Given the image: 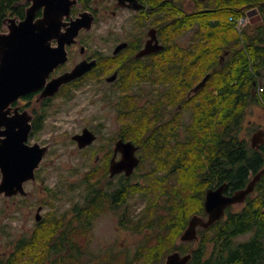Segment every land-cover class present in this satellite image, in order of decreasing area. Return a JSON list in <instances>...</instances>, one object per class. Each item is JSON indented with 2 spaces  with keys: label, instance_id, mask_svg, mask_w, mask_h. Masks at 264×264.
Returning <instances> with one entry per match:
<instances>
[{
  "label": "flooded vegetation",
  "instance_id": "1",
  "mask_svg": "<svg viewBox=\"0 0 264 264\" xmlns=\"http://www.w3.org/2000/svg\"><path fill=\"white\" fill-rule=\"evenodd\" d=\"M212 1L213 0H77L71 7L69 16L64 19L65 27H68L79 12L84 10H90L95 16L92 27L90 29L82 28L79 30L75 40L65 46V61L48 71L37 89L26 92L13 100L9 105L8 116L20 115L26 119L20 123L19 128L21 134H23L28 127V134L24 141L25 145L33 146L37 144L39 147L48 146V150L43 154L42 162L39 167L35 169V179H28L24 182V187L29 193L27 195L17 194L10 197H3V199L9 200L10 198L17 197L23 203L24 199H27L41 190L40 182H44V179L40 176L39 171L47 155L52 150V146L50 141L41 140L40 136L44 131L50 132L55 128L52 124V119L51 124L49 123L50 118L53 117L59 109H64L65 102L72 96L69 91L82 85L97 90V94H103V98L107 99L112 106L117 107V116L125 119V122L120 129L118 128L110 132L109 130L106 131L105 134L107 138L105 139L101 132V122H97L94 125L86 122L77 126L74 124L71 132H67V134H71V142L75 144L78 149L77 151L85 155V163L90 165V171L85 174L86 178L83 180L84 183L80 193L81 204L85 206L98 193L100 195L99 202L103 197L104 202H101V205L98 203L97 206H102V208L108 207L114 211L119 205L118 201H115L119 184L122 183L125 187L129 184H133L135 187L143 185L144 183L141 181L132 183V178L139 172H142L141 177L147 176L146 172L142 171L144 165H147V167L151 168L153 171L160 168L164 169L162 176L159 177L154 173V177L148 179V182L152 180V182L159 184L161 188H164L163 192L173 195H178L179 191H183L184 193L185 185L178 186L174 184L170 186V183L166 182L167 174L175 175L178 171H180V173L185 171L180 167L181 164L183 166L185 163L183 162L181 148L184 147L186 136L189 133L186 124L192 119V108H185V103L181 101L182 92L176 89L189 86V89H191L187 92L189 96L190 91L196 92L193 91V88L202 79L199 78L193 84H190V81L184 80L185 62L191 51L186 50L185 47L192 40H201L194 26L188 29L186 26L188 24H193L194 19H197V16L201 15L202 10H206L205 12L208 15V19L213 18L214 16L209 14V12H215L213 11L215 7L209 6L212 5ZM202 2L205 5L203 8L200 7ZM254 3L255 2L251 3L252 6H248L250 3L246 2L239 5L242 10V15L235 19L238 29L245 27L246 31L253 32L258 26L264 25V2L259 0L256 4ZM186 4H188V8ZM27 5H29L28 1L19 0L18 5L15 6V9L19 8V12L10 14L7 17L15 16L16 22L22 20ZM230 9H232V7L228 8V10ZM40 15L41 10L37 12L35 19ZM104 22H107L108 25L102 27L100 30L98 45L91 47L89 41L96 36L93 34L94 27H101ZM9 23V21H7L5 25L2 23L0 32H7V24ZM186 31L190 32L187 40L185 39ZM104 44L106 47L103 46ZM170 44L174 47H166ZM57 45L58 42L56 39H50L46 44L45 54L36 60L37 63L42 61L43 67H49L51 53L55 51ZM146 48L149 51L145 52L144 50ZM221 57L223 58V56ZM82 62L87 68L80 76L62 84L54 94L42 95L43 89L50 81L54 80L62 73L70 71ZM137 71L145 73V77L140 78V80L135 78L134 74ZM176 72H178L180 80L174 79V73ZM206 84L207 81H205L202 87ZM209 85L212 87L211 82ZM126 88H144L146 90V95L135 98L136 104L134 107L132 98V107L130 108L132 111L127 114H120L118 111L119 93L121 89ZM207 93L208 91L206 90L199 93L196 99L199 108H203L202 110H204V113L208 118L211 117L212 119H210L212 121L214 120L213 114L215 111L216 99L214 96L210 98L202 96V94ZM262 93H264V88L263 91L257 93L256 96H259V94L262 95ZM116 95H118V98H115ZM256 102L257 99L255 98V103ZM133 108L135 109L134 112ZM139 117L138 126L143 119L146 121V135L148 141L151 143L149 146L150 154L146 155V157L142 155L143 147L138 140L136 141L135 137L136 134H140V129L138 126L136 128L133 125V121L137 120ZM54 120L57 123V120ZM202 128L203 127H200V130ZM57 129L58 127L56 125L55 132ZM84 129L90 130L95 135V138L90 143L80 147L77 140L73 139V135L82 133ZM2 130H5V127H2ZM259 130L264 131V126L256 128L254 132ZM61 131H65V129L62 128ZM118 140L125 142L131 141L136 146L134 154L139 161L129 175L125 174L124 171L112 175L109 171L111 160L114 159L118 161L122 156V153L115 149ZM263 143L264 134L262 143H256L255 145H251L250 143L249 147L259 150ZM155 144L160 146H156ZM262 148H264V146ZM215 154L216 152L213 150L209 155L214 159ZM202 156L204 158L203 163L206 165L205 171L208 173L206 180L210 178L209 181L211 182L210 186L205 188L202 199V210L204 214L202 215L199 212L191 213L187 218L185 227L193 215H201L204 219L207 218L203 203L206 191L209 188H216L225 183L223 188V193L225 195H231L235 191L230 189L231 187L228 180L219 181L216 175L217 167L214 166L216 161L213 160L212 162H208V153L205 150ZM208 165L209 167L211 166L210 169L207 168ZM93 170H96L99 175L96 177H88L92 174ZM253 175L251 171L248 172L245 185ZM179 180L184 184L185 175H180ZM181 180H183V182ZM134 186L133 188H135ZM146 187H150V185ZM156 188L159 187L157 186ZM189 195H191V193ZM248 196L255 197L258 196V194L254 193L253 189L252 192L246 195L243 201L227 206L224 209V214L208 227L197 225V236L193 240L182 241L178 238L177 242H187L195 249L205 248V254L201 256L199 264H202V262L206 260L207 255L211 256L210 264H264V248L259 249L251 260H243L242 257H240L242 248L236 249L235 245H240L245 242L247 238L242 239V236L248 235L247 232L238 234V236L234 238L236 241L228 244V247H222L223 241L217 234L218 221L227 219L229 215L234 214L235 216L240 214L243 207L248 204ZM45 205L44 201H39L37 199L36 204H32L30 209L27 210L26 215L32 218V221H30L32 227H35L38 222H42L46 219V216L50 215L44 212ZM38 208H40L39 211H37ZM19 209L20 208H18V210ZM64 211L67 213L66 218L67 221H69L71 209ZM259 211L264 212V208ZM23 215L25 216V214ZM202 229L209 230V240H202ZM90 237L91 234L87 233L86 242H89ZM140 243L144 245V237L141 238ZM262 247H264V245H262ZM168 254H166V256ZM141 259L142 258L137 259L133 257V263Z\"/></svg>",
  "mask_w": 264,
  "mask_h": 264
},
{
  "label": "trees",
  "instance_id": "2",
  "mask_svg": "<svg viewBox=\"0 0 264 264\" xmlns=\"http://www.w3.org/2000/svg\"><path fill=\"white\" fill-rule=\"evenodd\" d=\"M258 1L213 0L212 6L215 7L213 10L215 12H209V14L216 17L215 19H208L206 10H202L201 15L194 19V23L186 26L187 29L194 26L201 40H192L185 47L186 50L191 51L185 62L184 73L188 74V77L184 80L193 84L206 73H209V76L206 80L207 84L196 92L190 91L189 96L187 95V92L191 90L189 86L176 89L182 92L181 101L185 103V108H192V119L186 124L189 130L184 144L186 163L183 166L181 164L180 167L185 171L199 169L200 177L195 183L187 184L191 195L183 197L182 202L168 201L164 205L165 214L159 212L154 215V218L153 216L147 217V215L145 217L147 207L142 210L136 223L131 227L136 232L148 228L151 230V235L150 233L144 235L146 246L136 248L134 255L137 259L142 258L144 253V257L149 258L155 264L165 254L179 250L181 254L191 253L187 264H199L206 249L203 247L195 249L187 242L178 243L177 239L184 230L191 213L204 214L202 199L205 188L211 184L210 178L206 180L208 173L203 163L204 150L208 153V162L216 161L214 166L217 167L216 175L219 181L228 180L232 191L245 186L249 171L255 175L264 167V148H262L264 143L261 149H253L249 147V142L239 135L246 108L255 102V98L257 99L256 94L253 93L258 84L264 88L262 77L264 75V25L258 26L253 32H248L245 27L238 29L235 19L242 15L239 6L241 3H250L248 6H252L251 3L256 4ZM261 1L264 2V0ZM18 3L19 0H0V27L8 15L19 12V8L15 9ZM229 7L232 9L228 10ZM166 47L173 48L174 46L170 44ZM134 77L140 80L145 77V73L137 71ZM174 79L180 80L178 72L174 73ZM210 82L212 87L209 85ZM208 85L211 88L209 90L206 89ZM128 90L131 94L122 93L119 96L118 111L120 114L132 111L130 109L132 98L134 107L136 104L134 99L146 95L145 89L142 93L131 88L121 89L123 92ZM205 90L208 93L204 94V97L214 96L216 99L212 121V118H208L204 113L203 108H199L196 99V96ZM260 99L264 100V93L258 101ZM139 119L140 117L133 121L136 128ZM138 127L140 129L138 142L145 149L151 145L146 135V121L143 119ZM200 127L203 128L200 130ZM213 150L216 152L214 159L209 155ZM210 167L207 166L208 169ZM95 173L96 170H93L92 175ZM146 186L143 184L133 188V184L125 187L120 183L115 201L123 205L128 194H132L133 191H138L144 196ZM254 193L258 196H248V204L243 207L240 214L229 215L227 219L218 221L217 234L223 241L222 247H228V244L236 241L234 238L240 233L249 234L244 243L235 245L236 249L242 248L240 257L243 260L253 259L254 254L256 255L259 249L264 248L262 247L264 245V212L259 211L264 208V171L255 184ZM99 198L100 195L97 193L85 206L79 200L74 202L70 208L69 221L64 211L60 215L49 212L50 215L46 216L42 222H38L32 231L10 240L12 248L5 256L0 255V264H134L133 256L130 257L126 251L116 253L112 248L104 253L101 250L93 252L94 254L88 252L86 233L92 225V219L104 208L97 206L98 203L101 205V202H104V197L100 199V202ZM79 235L83 236L84 244L78 240ZM201 236L202 240H209V230L202 229ZM153 238L156 244L154 242L152 246L148 245L149 240ZM89 255L90 259H93H87ZM210 263L211 256L207 255L202 264Z\"/></svg>",
  "mask_w": 264,
  "mask_h": 264
},
{
  "label": "rangeland",
  "instance_id": "3",
  "mask_svg": "<svg viewBox=\"0 0 264 264\" xmlns=\"http://www.w3.org/2000/svg\"><path fill=\"white\" fill-rule=\"evenodd\" d=\"M187 5L188 4H186V6ZM204 6L202 2L200 7L203 8ZM213 18L215 19L216 17ZM107 25L108 23L104 22L101 27H94L93 34L97 37L95 36L89 41L91 47L98 45L100 30ZM189 33V31L185 32L186 40ZM103 46L106 47L105 44ZM186 77H188V74L184 75V78ZM259 87L262 86L258 84L255 94L261 92L258 89ZM143 89L135 88V91L142 93L144 91ZM206 89L209 90L211 88L208 85ZM69 92L72 96L65 102L64 109H59L49 121L51 124V119L53 120L52 124L55 128L57 125V131L55 132L54 128L50 132L44 131L40 136L41 140L50 141L52 146V150L47 155L39 171L40 176L44 179V182H40L41 190L27 199H24L23 203L17 197L10 198L9 200H4L3 197H0V255L2 256H5L11 250V239L23 233H29L34 229L30 224L32 218L26 214L30 206L36 204L37 199L45 202V213L51 212L54 215H60L65 209H70L74 202L81 200L80 193L84 183L83 180L86 178L85 174L90 171V165L85 163V155L78 152L75 144L71 142V134H67L68 131L71 132L74 124L77 126L86 122L94 125L97 122H101V132L104 139L107 138L105 134L106 131L109 130L110 132L123 127L125 119L117 116V107L112 106L107 99L103 98V94H97V90L82 85L75 89H71ZM128 92L131 94L129 90L126 92L121 91L119 96H121L122 93L129 94ZM202 96H204V94H202ZM261 96L262 95L259 94V96H257V102L247 106L246 114L241 122V129L239 130V135L245 138L249 144L251 142V135L256 128L264 126V100L260 99L258 101ZM115 98H118V95H116ZM54 119L57 120V123ZM62 128L65 129V131H61ZM139 135V133L135 135L136 141L139 139L137 138ZM181 149L183 160L185 161V149L184 147ZM148 154H150V147L142 150L143 156L146 157ZM142 171H145L147 176L141 177L142 172H139L132 178V183L141 181L148 186L150 185V187L144 189V194L146 195L143 196V194H139L138 191H133L132 194H128L123 205H118L117 209H114V211L108 207H104L99 214L92 219V225L87 232L91 234L88 242L89 253L94 254L93 252L99 250L104 253L113 248L116 253L126 251L129 253L130 257H135L134 252L136 248L139 246H146L141 245V238H145L144 235L151 232L148 228H144L141 232H136L135 229L131 227L136 223L137 217L142 210L147 207V211L145 210V217L147 215V217L153 216L154 218V215L159 212L165 214L164 205L168 201L173 202L179 200L182 202L183 197H188L190 194L187 189V184H190V182L192 184L195 183L200 177L199 169H190V171H183L184 173L178 171L175 175L167 174L166 182L170 183V186L174 184L178 186L185 185L184 193L183 191H179L178 195H173L163 192L164 188H161L159 184L152 182V180L148 182V179L154 177V173L159 177L162 176L164 173L163 168L153 171L151 168L147 167V165H144ZM98 175V172H96L94 175L91 174L88 177H96ZM180 175H185L184 184L179 180ZM181 181L183 182V180ZM157 186L159 188H156ZM18 208H20L19 210L22 212L19 211ZM127 208H129V210ZM22 213L25 214V216ZM248 237L249 234L242 236V239ZM82 239L83 236L79 235L78 240L82 242ZM154 242L156 244V240L153 238L149 240L148 245L152 246ZM82 243L84 244V242ZM165 258L166 254L155 264H164ZM87 259H90V255ZM134 264H154V262L150 261L147 257L145 258L143 253L142 259Z\"/></svg>",
  "mask_w": 264,
  "mask_h": 264
},
{
  "label": "water",
  "instance_id": "4",
  "mask_svg": "<svg viewBox=\"0 0 264 264\" xmlns=\"http://www.w3.org/2000/svg\"><path fill=\"white\" fill-rule=\"evenodd\" d=\"M26 1L29 5L25 8L23 19L16 22L15 16L6 17L3 25L9 21L8 30L0 32V197L27 195L29 191L25 189L24 182L35 179V169L39 167L43 154L48 150V146L25 145L28 127L23 134L19 128L20 123L26 119L20 115L8 116L10 103L26 92L37 89L48 71L65 61V46L75 40L80 29H90L95 19L90 10H84L65 27L64 19L69 16L71 7L77 0ZM39 10L41 15L35 19ZM50 39H56L58 45L51 53L49 67L45 68L42 61L37 63L36 60L45 54L46 44ZM144 51L149 50L146 48ZM86 68L82 62L57 76L46 85L42 95L54 94L62 84L80 76ZM208 76L209 73H206L193 90L200 89ZM2 127H5V130H2ZM263 134L262 130L254 132L251 145L262 143ZM94 138L95 135L88 129L73 135L80 147ZM115 149L119 150L122 156L118 161L111 160L110 173L113 175L124 171L129 175L139 161L134 154L136 146L131 141L118 140ZM263 171L264 167L253 175L244 187L235 190L231 195L223 193L225 183L216 188H209L203 203L207 218L193 215L180 234V240H193L197 236V225L208 227L224 214L227 206L243 201L246 195L253 191ZM39 210L40 208L37 211ZM190 258V252L181 254L179 251H173L166 256L164 264H186Z\"/></svg>",
  "mask_w": 264,
  "mask_h": 264
},
{
  "label": "built area",
  "instance_id": "5",
  "mask_svg": "<svg viewBox=\"0 0 264 264\" xmlns=\"http://www.w3.org/2000/svg\"><path fill=\"white\" fill-rule=\"evenodd\" d=\"M258 89H259V91H262V90H263V88H262V87H259Z\"/></svg>",
  "mask_w": 264,
  "mask_h": 264
}]
</instances>
